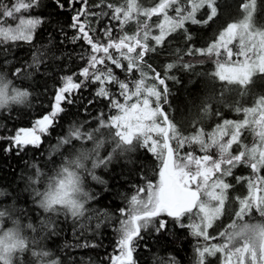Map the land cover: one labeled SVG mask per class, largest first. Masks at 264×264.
I'll list each match as a JSON object with an SVG mask.
<instances>
[{
    "label": "trees",
    "instance_id": "trees-1",
    "mask_svg": "<svg viewBox=\"0 0 264 264\" xmlns=\"http://www.w3.org/2000/svg\"><path fill=\"white\" fill-rule=\"evenodd\" d=\"M243 1L247 2L230 0L224 3L223 0H216L217 13L209 23L186 22L184 29L166 36L161 45H155L151 38L147 41L149 46L155 47V51L146 53L142 62L144 71L148 73L145 85L157 83L151 78L153 69L162 77H169L166 79L167 102L161 100V106L169 121L183 137H189L198 131L207 136L208 132L216 130L226 119L243 121V109L252 108L254 104L256 107L257 101L264 98L259 97L264 94V87L258 83V79L264 80V75L245 85L220 80L215 75L217 60L232 64L238 57L229 59L222 49L221 56H216L215 53L211 56L185 54L190 46L206 48L217 39L229 22L239 23L242 17L239 13L242 11L237 5L244 4ZM257 1L256 6H259L261 2ZM14 2L15 0H3L5 6H11ZM99 2L100 0H88L90 6ZM108 2L127 7V0ZM159 2L160 0H134L142 9L154 7ZM229 2L235 3L234 8L231 4L228 6ZM249 4L247 2L245 6L248 8ZM76 7L79 8L80 5L77 4ZM257 7L251 17V24L259 31L264 30V11ZM91 10L100 11L94 7ZM104 10L108 11L107 8ZM207 10L205 7L201 13H197V20H205L201 15ZM22 12L39 18L41 24L34 30L30 42L0 41V75L11 81V87L29 93L27 99L21 103L10 101L0 107V211L7 213L5 217L0 218V235L8 229L17 228L25 241V250L13 254L14 264H36L32 253H39L42 249L51 250L53 257L48 259L58 258V264H112V257L120 255L118 230L121 220L126 218L127 210L131 206V197L144 196L148 183L155 185L159 182L162 160L149 151L151 143L145 146L142 137L139 143L134 139V147L131 150V146L126 145L116 148L118 138L115 137V129L101 126V121L107 123L113 116L120 114L118 109L111 106L110 99L130 106L137 99H142L144 94L125 101L119 95L118 85L108 83L105 87L109 91V98L96 95L101 87L99 82H93L91 77L85 80L79 76V72L88 66L87 58L82 59L81 55L86 50L90 53V46L83 40L76 43L70 41L69 38L75 34V30L68 27L71 24L72 12L61 11L55 0H39L38 6ZM168 15H175L172 8L168 9ZM133 16L135 18L129 20L122 28L118 21H109L107 17L99 22L97 18L90 17L91 27L97 29L92 35L99 36L106 43L107 38L99 31L102 27H111L113 36L118 38L124 34H137L138 21L145 20L151 26L152 35H159V29L155 25L162 21V15L147 19L142 15L138 16L134 10ZM6 19L0 17L4 23ZM185 30L190 35V40H186ZM237 41L238 39L234 40L230 47L235 46ZM177 49L180 51L177 52ZM110 51L113 55H118L115 50ZM34 59H38V64L33 63ZM173 62H177V66L166 73V66ZM184 63H191L193 67L185 70L182 67ZM122 64L126 67L127 61H122ZM97 67L104 71L111 67L113 74L119 80L128 82L130 88H134L133 82L140 78L139 71L129 74L123 69L115 68L108 61ZM17 68L22 70L19 75L16 74ZM68 76H72L73 81L77 83L84 81L82 87L71 94L74 102L63 103L65 111L58 115L48 132L38 133L41 137L38 147L28 144L22 149H17L12 138L17 132L32 130L37 119L50 113V106L55 102V91L62 86V77ZM164 87L157 85V90L163 93ZM205 106L208 108L207 114L203 111ZM254 117L252 114L248 119L252 120ZM73 127L79 128L83 134L82 138H72L70 144L63 143V139ZM249 127L250 125L246 126L241 135L242 144L246 147L254 143L249 142L247 137L250 136ZM88 134H91V139ZM149 135L160 143L161 138L158 135ZM236 145L232 150L234 154L243 150L241 145ZM170 146L175 156L179 157H185L193 151L189 144L179 147L175 139L170 140ZM6 147H9L10 151H5ZM81 151L90 154L89 159L83 161L84 168L77 170L82 177V186L90 197L85 203L83 215L72 217L64 210L45 212L39 207V197L36 193L44 192L56 172ZM99 160L104 163H97L93 168V162ZM259 175L264 177V168ZM252 176L251 169L244 165L233 170L232 175L226 178L227 182L233 185L227 193L228 202H238V191L241 192L243 186L247 188V180L238 183L236 177ZM138 188H144L145 191L138 192ZM229 208L226 207L224 211L225 217L232 214ZM122 209L125 210L123 214ZM256 212L252 210L244 217V221L264 224V216ZM159 219L168 221L166 229L157 231L154 224L158 223ZM14 221L18 222V225L14 224ZM181 223L184 227L172 218H154L153 224L143 228L140 236L134 239V264H198L199 251L211 247L213 243L197 240L189 226L183 220ZM29 224L32 225L31 228L27 227ZM214 255L204 257V264H214L217 259ZM222 256L223 254L220 257Z\"/></svg>",
    "mask_w": 264,
    "mask_h": 264
},
{
    "label": "snow or ice",
    "instance_id": "snow-or-ice-1",
    "mask_svg": "<svg viewBox=\"0 0 264 264\" xmlns=\"http://www.w3.org/2000/svg\"><path fill=\"white\" fill-rule=\"evenodd\" d=\"M57 7L61 11L69 10L72 12L71 24L69 28L75 30V34L70 37L72 43L83 40L90 46V53L85 51L81 58H87V67H84L79 76L87 80L91 77L93 82H99L101 87L96 95L109 98V91L105 87L108 83H115L120 90L119 95L125 101L133 97H141L130 106L126 103H119L116 99H110L112 107L119 110L120 114L115 115L109 122L101 121V126L115 129V137L118 138L116 148L122 146L134 147V139L137 143L143 138V144L147 146L152 141L149 151L157 155V159L162 160V167L159 169V182L157 184H147L146 199L133 195L130 201V208L127 210L126 218L121 220V227L118 230L120 238L118 246L119 256L112 257V264H134L133 251L135 248L134 239L140 236L143 228L153 224L154 218L167 216L175 220L181 227V218L186 213H191L199 219V223L189 225L193 235L203 236L209 239L207 229L212 226L213 221L218 219L225 208L228 199V190L233 187L227 182L226 178L231 176L233 170L240 165L249 167L252 170V178L236 177L237 182L247 180L248 195L239 199V210L235 212L232 223L228 224L220 236L224 238L222 244H214L199 251L198 264H204L205 253L215 254L221 252L225 254V264H264V224L249 223L244 221V217L249 215L253 208L261 216H264V177L259 175L264 168V98L257 101L255 108L243 109L245 119L243 121L224 120L218 125L216 130L209 135L211 143H205L203 132H196L189 137L181 136L176 127L161 106V100L167 102L168 89L166 87L167 76L162 77L160 73L152 70V79L156 84L145 85L148 73L144 71L142 62L146 53L155 51L154 46H149V38L155 41V45H161L166 36L171 35L177 30L184 29L186 22L207 24L216 16L217 8L215 0H160V2L149 9H142L134 3V0H127V7L116 6L108 0H100L96 5H89L88 0H55ZM39 0H15L11 6H5L0 0V17L9 18L15 23L4 24L0 20V37L4 40H24L33 39L34 30L41 24L39 18L17 16V13L29 11L38 6ZM80 7L77 8L76 5ZM175 5L174 16L168 15V9ZM99 8L100 11H92L91 8ZM210 9L205 20H197L196 14L203 8ZM107 8L108 11L104 9ZM255 8V0L248 6V15L237 23H229L219 33L215 41L206 48L188 47L186 55H208L215 53L221 56L226 53L231 59L233 56L244 57L243 62L237 59L231 65L226 66L220 60L216 61L217 71L215 75L220 80L229 82L237 81L241 85L249 82L254 72L264 73V30H256L251 24V9ZM137 15H142L151 19L154 15H162L161 22L155 25L159 29V35H152L151 26L145 21H138L139 28L137 34L121 35L118 38L113 36L111 27H102L99 31L103 32L107 42H103L99 36L92 33L97 29L91 27L90 17L97 18L99 22L107 17L109 21H118L121 28L129 20L134 19L133 11ZM239 37V50L234 52L229 45ZM186 40L191 37L185 30ZM139 49V51H138ZM223 49V53L221 52ZM115 50L118 55H113ZM180 50L177 49V52ZM103 53V55H99ZM135 53V55H133ZM251 54V55H249ZM182 59V58H181ZM108 61L117 69H123L131 74L139 71L140 78L135 80L134 88L129 87V83L119 80L111 67L104 71L97 65H104ZM122 61H127L126 67ZM34 64H38V59H34ZM177 66V62L169 63L166 66V73ZM31 67V65H29ZM182 67L190 70L193 65L184 63ZM22 70L17 68L16 74ZM175 79V77H170ZM84 81L79 83L73 81L72 76L62 77V86L55 91V102L50 106L51 111L41 119L35 121L32 130L17 132L12 138L13 145L17 149H22L24 145L31 144L38 147L41 142L39 133H47L50 126L56 122L58 115L65 111L63 103L72 104V93L82 87ZM157 85L165 86L163 93L157 90ZM67 94V95H66ZM27 91L17 90L11 87V81L6 80L0 75V107H4L10 101L21 103L27 99ZM155 98V107L149 106V98ZM205 114L208 113L207 106L204 107ZM239 111V109H237ZM258 113V119L249 120L248 117ZM157 118H160L158 121ZM150 122V123H146ZM248 125H254L252 131L259 138V147L248 148L242 144V130ZM230 130V131H229ZM149 133H156L162 137V144L153 140ZM83 134L79 128H70L68 136L63 139V143L70 144L72 138L81 139ZM229 138L225 141L224 137ZM91 139V134H88ZM175 139L179 147L185 144H200L201 150L205 152L203 156H194L189 152L181 158L177 155L173 159V149L170 147V140ZM239 144L243 150L237 153L230 152L233 145ZM99 147V145H97ZM218 150V158L207 154L210 148ZM159 149V151H158ZM5 151H10L9 147ZM89 153L81 151L75 158L68 160L60 168L55 176L50 179L44 192H37L38 203L45 212H59L64 210L72 217L83 215L85 203L90 198L87 191L82 186V177L78 169L84 168L83 161L89 159ZM97 163H104L103 160L94 161L92 167ZM194 166V168H193ZM218 174V175H217ZM95 179L96 177L93 176ZM194 186V187H193ZM144 188H138V192H144ZM59 206V207H57ZM195 210V211H194ZM125 210H121L122 214ZM5 211H0V218L6 216ZM168 221L159 219L154 224L157 231L166 229ZM18 225V222L14 221ZM27 227L31 228L29 224ZM25 250V241L21 238L17 228L8 229L0 235V262L2 264H14V253ZM34 257L46 255V253H32Z\"/></svg>",
    "mask_w": 264,
    "mask_h": 264
},
{
    "label": "rangeland",
    "instance_id": "rangeland-1",
    "mask_svg": "<svg viewBox=\"0 0 264 264\" xmlns=\"http://www.w3.org/2000/svg\"><path fill=\"white\" fill-rule=\"evenodd\" d=\"M216 1V0H215ZM223 1H225L224 3H227L228 1H230V0H223ZM217 2H219V1H217ZM216 2V3H217ZM247 2H249L250 4L249 5H251L252 3H253V0H247ZM247 2H244L243 1V3L244 4H240V5H237V8L239 9V10H241L242 11V13H239L240 15H242V17L240 18V21L239 22H241L243 19H244V17L245 16H247L248 15V11H247V7L245 6V3H247ZM258 1L257 0H255V8L258 6H256V3H257ZM260 4H259V6L257 7L258 9H260V11H264V0H260ZM230 4H231V7L232 8H234V5H235V3L234 2H229L228 3V6H230ZM248 5V6H249ZM173 10H174V8H175V5H173L172 7H171ZM247 8V9H246ZM255 8L254 9H251V13H252V16L254 15V11H255ZM203 9H205V8H203ZM203 9H201L198 13H201L202 12V10ZM175 13V12H174ZM208 13H210V9H208L206 12H204V14H202L201 16V18H207V14ZM17 16H25V17H31V18H36V17H33V16H29L27 13H25V12H21V13H17L16 14ZM252 19V18H251ZM12 23H15V21H13V20H11V19H9V18H7L6 19V21H5V23L4 24H12ZM230 23V22H229ZM237 39H238V41H237V44L235 43V46H233V47H230V45H229V47L230 48H232L233 50H235V51H238L239 50V47H240V45H239V37H237ZM0 41H5L2 37H0ZM6 41H13V40H6ZM233 43H234V41H233ZM223 50V49H222ZM226 54V53H225ZM238 59L241 61V62H243V60H244V57H238ZM226 64V63H225ZM228 65H231V64H226V66H228ZM260 75H264V73H260V72H254L253 74H252V76H251V78H250V80H249V82L247 83V84H250L253 80H255L256 79V77H260ZM261 79V78H260ZM233 82H237V81H233ZM258 83H259V86H260V83L262 84L261 86H262V88L264 87V80L262 79V80H259L258 79ZM255 85H257V83L255 84ZM67 95V94H66ZM264 97V94L263 95H260L259 97ZM149 101H150V104H149V106L150 107H152V108H154L155 107V103H156V101H155V98L154 97H151V98H149ZM255 105H253V107H254ZM252 107V108H253ZM254 119H258V113L255 115L254 114ZM251 120V119H250ZM146 123H150V122H146ZM35 126V125H34ZM253 127H255L254 125H250V127H249V130H250V136L248 135L247 137H249V142H254L253 143V145H251V146H249L248 148H251V147H259V138H258V136L255 134V132H253L252 131V128ZM33 129V128H32ZM215 131V129H213L212 131H210V132H208L206 135L207 136H203V140H204V142L205 143H211V141L209 140V135L211 134V133H213ZM230 131V130H229ZM22 133V132H21ZM39 132H38V130H37V134H38ZM154 134H156V133H154ZM248 134V133H247ZM157 135V134H156ZM158 137H160V136H158ZM161 138V141H160V143L162 144V137H160ZM229 137L228 136H225L224 137V140L226 141L227 139H228ZM150 143H152V141H149ZM159 143V142H158ZM169 143H170V141H169ZM189 146L191 147H193V151H191V153L194 155V156H203L204 154H205V152L204 151H202L201 150V146H200V144H197V143H191V144H189ZM171 147V146H170ZM237 147V145L235 144V145H233V147H232V149H230V152H233L232 150H234V148H236ZM159 150V149H158ZM173 153H174V151H173ZM207 154H209V155H211V156H213V158H218V150L215 148V147H213V148H210L209 150H208V152H207ZM187 155V154H186ZM177 158V156H175V154L173 155V159H176ZM181 158H183V157H181ZM162 166V165H161ZM193 168H194V166H193ZM251 172H252V170H251ZM253 174V173H252ZM218 175V174H217ZM194 187V186H193ZM240 191V190H239ZM238 191V193L239 194H237V197L238 198H243V197H246L247 195H248V188H244V186H243V189H241V192H239ZM260 194H262V193H257V195H260ZM146 197H147V193L146 194H144V196H142L141 198H144V199H146ZM237 198V199H238ZM239 200V199H238ZM237 204H239V202H237V203H231V202H228V201H226V204H225V208H224V211H225V209H226V207H230L229 209H231V210H229V211H232L231 213L233 214H231L230 216H226L225 217V215H224V211H223V213H222V215L218 218V219H216L215 221H213V223H212V226L211 227H209L208 229H207V232H208V235H209V239H207L208 241H210V242H212L213 244L212 245H214V244H222L223 243V240H224V238L223 237H221L219 234H220V232H222V231H224L225 230V228L227 227V225L228 224H230V223H232V221L234 220V219H236V217H235V212L237 211V210H239V205H237ZM252 210H254V211H256V209L255 208H253ZM251 210V211H252ZM195 211V210H194ZM257 213V212H256ZM161 217H166V218H170V217H167L166 215L165 216H161ZM181 220H183L184 221V223L186 224V225H191V224H193V223H199L200 221H199V219L195 216V215H193V214H191V213H186L182 218H181ZM246 222H249V221H246ZM263 223H264V219H263V221H262ZM250 223V222H249ZM253 224H255V223H253ZM190 229H191V231H192V228L191 227H189ZM192 234H193V232H192ZM193 236H195L196 237V239L197 240H202V241H206L205 239H204V237L203 236H196V235H193ZM217 253H218V255H217ZM217 253H215V255L214 256H216L217 257V259H215L216 261L214 262V264H225V257H224V253H221V252H217ZM223 254V256H222V258L220 257L221 255ZM208 255H212V254H208V253H205V258L206 257H208ZM233 264H235V261L233 262Z\"/></svg>",
    "mask_w": 264,
    "mask_h": 264
},
{
    "label": "clouds",
    "instance_id": "clouds-1",
    "mask_svg": "<svg viewBox=\"0 0 264 264\" xmlns=\"http://www.w3.org/2000/svg\"><path fill=\"white\" fill-rule=\"evenodd\" d=\"M39 253H46V255L33 257V259L36 261V264H58V258L48 259L49 257H53V253L51 252V250L42 249ZM0 264H2V262H0Z\"/></svg>",
    "mask_w": 264,
    "mask_h": 264
},
{
    "label": "flooded vegetation",
    "instance_id": "flooded-vegetation-1",
    "mask_svg": "<svg viewBox=\"0 0 264 264\" xmlns=\"http://www.w3.org/2000/svg\"><path fill=\"white\" fill-rule=\"evenodd\" d=\"M255 105V104H254ZM253 108H255V106L253 107ZM239 202V201H238ZM237 203V202H236Z\"/></svg>",
    "mask_w": 264,
    "mask_h": 264
}]
</instances>
